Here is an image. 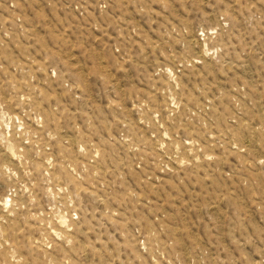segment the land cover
Here are the masks:
<instances>
[{
    "label": "rangeland",
    "instance_id": "1",
    "mask_svg": "<svg viewBox=\"0 0 264 264\" xmlns=\"http://www.w3.org/2000/svg\"><path fill=\"white\" fill-rule=\"evenodd\" d=\"M0 264H264V0H0Z\"/></svg>",
    "mask_w": 264,
    "mask_h": 264
}]
</instances>
